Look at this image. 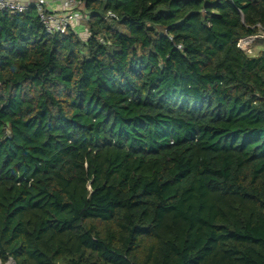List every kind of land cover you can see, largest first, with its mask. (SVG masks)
<instances>
[{
	"label": "trees",
	"instance_id": "obj_1",
	"mask_svg": "<svg viewBox=\"0 0 264 264\" xmlns=\"http://www.w3.org/2000/svg\"><path fill=\"white\" fill-rule=\"evenodd\" d=\"M75 1L0 11V261L264 264V0Z\"/></svg>",
	"mask_w": 264,
	"mask_h": 264
},
{
	"label": "built area",
	"instance_id": "obj_2",
	"mask_svg": "<svg viewBox=\"0 0 264 264\" xmlns=\"http://www.w3.org/2000/svg\"><path fill=\"white\" fill-rule=\"evenodd\" d=\"M51 1H54L59 5L57 10L48 7ZM78 5H80V2L75 0H33L31 2L0 0V11L7 10L12 13H24L29 10L30 6H33L40 23L48 33L52 34L64 32L68 28L73 29L82 19H84V17H86L83 14L81 15L78 11H74ZM254 38H264V33L256 35ZM250 41L251 38H244L239 41L238 45L246 50L247 53H251L252 48L249 46ZM180 47V45L177 46V48ZM0 264L16 263L13 259L9 258L4 262L0 261Z\"/></svg>",
	"mask_w": 264,
	"mask_h": 264
},
{
	"label": "rangeland",
	"instance_id": "obj_3",
	"mask_svg": "<svg viewBox=\"0 0 264 264\" xmlns=\"http://www.w3.org/2000/svg\"><path fill=\"white\" fill-rule=\"evenodd\" d=\"M80 27H81V29H82L81 32L79 31L80 35H82V36H80V37L85 38V37L87 36V33L85 32V28H86V26H85V24H83V25H80ZM256 43H257V42L255 41V44H256ZM260 49H264V44L255 45V46L252 47L253 52L258 51V50H260Z\"/></svg>",
	"mask_w": 264,
	"mask_h": 264
},
{
	"label": "crops",
	"instance_id": "obj_4",
	"mask_svg": "<svg viewBox=\"0 0 264 264\" xmlns=\"http://www.w3.org/2000/svg\"><path fill=\"white\" fill-rule=\"evenodd\" d=\"M18 1H21V2H31L33 0H18ZM48 7L51 8V9H53V10H57L59 8V5L56 2L51 1L49 3ZM77 28L79 29L80 32L82 31L80 26L77 27Z\"/></svg>",
	"mask_w": 264,
	"mask_h": 264
}]
</instances>
